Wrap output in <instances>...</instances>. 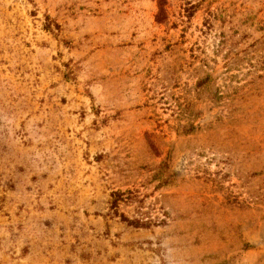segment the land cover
Wrapping results in <instances>:
<instances>
[{
    "label": "rangeland",
    "instance_id": "374dc122",
    "mask_svg": "<svg viewBox=\"0 0 264 264\" xmlns=\"http://www.w3.org/2000/svg\"><path fill=\"white\" fill-rule=\"evenodd\" d=\"M0 264H264V0H0Z\"/></svg>",
    "mask_w": 264,
    "mask_h": 264
}]
</instances>
